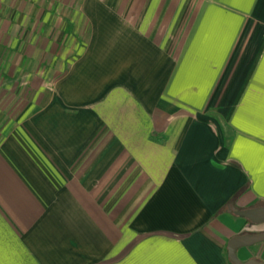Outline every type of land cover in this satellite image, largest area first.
Segmentation results:
<instances>
[{
    "label": "crops",
    "instance_id": "1",
    "mask_svg": "<svg viewBox=\"0 0 264 264\" xmlns=\"http://www.w3.org/2000/svg\"><path fill=\"white\" fill-rule=\"evenodd\" d=\"M263 207L264 0H0V264H232Z\"/></svg>",
    "mask_w": 264,
    "mask_h": 264
},
{
    "label": "water",
    "instance_id": "2",
    "mask_svg": "<svg viewBox=\"0 0 264 264\" xmlns=\"http://www.w3.org/2000/svg\"><path fill=\"white\" fill-rule=\"evenodd\" d=\"M239 216L245 217L255 224H264V207L253 210L242 211ZM264 243V233L258 235L236 236L230 240L228 244L229 260L232 264H264L255 259L247 262L242 261L238 257V251L242 248H249L256 244Z\"/></svg>",
    "mask_w": 264,
    "mask_h": 264
},
{
    "label": "rangeland",
    "instance_id": "3",
    "mask_svg": "<svg viewBox=\"0 0 264 264\" xmlns=\"http://www.w3.org/2000/svg\"><path fill=\"white\" fill-rule=\"evenodd\" d=\"M253 250L254 249H250V248L245 249V251L240 250L238 251V257L244 262L249 261L251 257H254V259L261 261L262 259L259 256H256V253ZM246 259H249V260L245 261ZM228 264L230 263L228 262Z\"/></svg>",
    "mask_w": 264,
    "mask_h": 264
}]
</instances>
